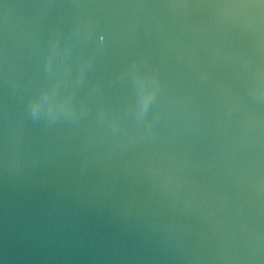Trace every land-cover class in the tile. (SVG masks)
Here are the masks:
<instances>
[{
    "label": "water",
    "instance_id": "1",
    "mask_svg": "<svg viewBox=\"0 0 264 264\" xmlns=\"http://www.w3.org/2000/svg\"><path fill=\"white\" fill-rule=\"evenodd\" d=\"M0 264H264V0H0Z\"/></svg>",
    "mask_w": 264,
    "mask_h": 264
}]
</instances>
